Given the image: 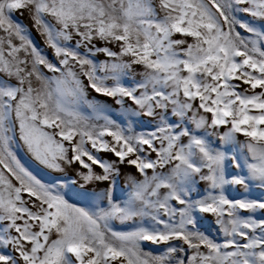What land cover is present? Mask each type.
I'll use <instances>...</instances> for the list:
<instances>
[{"label": "snow or ice", "instance_id": "6c2138e0", "mask_svg": "<svg viewBox=\"0 0 264 264\" xmlns=\"http://www.w3.org/2000/svg\"><path fill=\"white\" fill-rule=\"evenodd\" d=\"M0 264H264V0H0Z\"/></svg>", "mask_w": 264, "mask_h": 264}, {"label": "rangeland", "instance_id": "374dc122", "mask_svg": "<svg viewBox=\"0 0 264 264\" xmlns=\"http://www.w3.org/2000/svg\"><path fill=\"white\" fill-rule=\"evenodd\" d=\"M25 23H27V21H25Z\"/></svg>", "mask_w": 264, "mask_h": 264}]
</instances>
